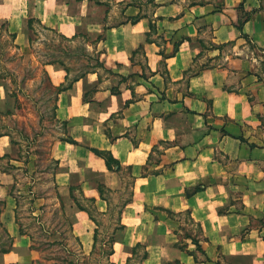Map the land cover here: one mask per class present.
Segmentation results:
<instances>
[{
	"label": "crops",
	"instance_id": "1",
	"mask_svg": "<svg viewBox=\"0 0 264 264\" xmlns=\"http://www.w3.org/2000/svg\"><path fill=\"white\" fill-rule=\"evenodd\" d=\"M29 19L71 44L87 39L86 51L98 55L80 74L43 65L51 84L64 87L55 98L64 128L51 149L53 207L79 252L93 254L99 220H108L112 264H126L138 245L141 264H264L259 0H0V21L18 51L30 46ZM7 99L12 108L0 84V116ZM0 134V228L10 241L0 264H35L20 199L29 198L39 225L50 206L35 189L48 185L35 178L32 157L21 158L13 138ZM94 150L120 169H107ZM181 212L197 227L204 255L190 249L191 237L187 248L175 244L182 222L163 213Z\"/></svg>",
	"mask_w": 264,
	"mask_h": 264
},
{
	"label": "rangeland",
	"instance_id": "2",
	"mask_svg": "<svg viewBox=\"0 0 264 264\" xmlns=\"http://www.w3.org/2000/svg\"><path fill=\"white\" fill-rule=\"evenodd\" d=\"M259 6L264 10V0H259ZM30 28L31 43L22 52L14 48L9 34L5 31V23L0 21V84L14 99L12 108L9 100H5V109L0 116V132L8 133L13 138L14 150L21 158L29 155L32 157L37 173L35 178H42L44 185H48L35 189V196L45 195L49 198L50 207L41 214V224L38 225L30 217V200L25 196L20 199V226L31 237V248L36 252L33 254L35 264H111L106 256L110 247L107 236L115 222L99 220V237L95 251L92 255L84 256L79 252L77 241L70 235L68 221L63 218L58 207H53L56 193L51 184V174L56 165L51 149L55 141L63 138L64 126L55 119L57 86L51 84L43 70L44 64L54 63L58 66L62 63L71 75L80 74L95 66L98 55L94 51H86L84 42L87 39L83 40L82 37L71 44L55 33L44 31L35 21L30 22ZM42 172L44 175H41ZM127 194L126 190L125 198ZM114 203L117 206L120 200H115ZM86 205L91 207L89 201H86ZM116 210L115 207L113 215ZM163 215L182 222L180 239L175 243L178 247L184 249L191 244L184 240L185 236L194 240V236L200 237L197 227L189 222L186 212ZM192 244L190 249L201 254L197 246ZM9 248L10 241L0 228V254L8 252ZM142 255L140 247L128 258L126 264H141ZM233 262L239 264L240 260L234 259Z\"/></svg>",
	"mask_w": 264,
	"mask_h": 264
},
{
	"label": "trees",
	"instance_id": "3",
	"mask_svg": "<svg viewBox=\"0 0 264 264\" xmlns=\"http://www.w3.org/2000/svg\"><path fill=\"white\" fill-rule=\"evenodd\" d=\"M32 21H34V20H32V19H29V20H28V28H29L30 30H32V29L30 28V22H32ZM36 23H37V22H36ZM9 37H10L11 40L13 41V39L15 38V35H13V34H9ZM60 38H61V37H60ZM62 39H64V38H62ZM64 40L68 41V39H64ZM47 64H53V63H47ZM44 65H46V64H44ZM61 65L64 66L62 63H61ZM65 71H68V69H66V67H65ZM63 89H64V87H61V86H60V87H57V88L55 89V90H56L55 95H57L58 93H60ZM55 98H56V97H55ZM0 136H1V134H0ZM93 152H95L96 155H98V156H100L101 158L104 159L107 169H109V170H115V171H118V170L120 169V165H119V163H118L115 159H113V158H112L107 152L96 151V150H94ZM198 190H200L199 187L194 188V189H193V192H196V191H198ZM99 193H100L101 196H104V194H105V191H104V189H103L101 186H99ZM188 193H189V192H187V194H188ZM79 206H80V205H79ZM79 208L83 209L82 206L79 207ZM86 210H87V209H86ZM87 212L89 213L90 218L94 220V218L92 217L91 212H90L89 210H87ZM95 232H96V231H95ZM113 241H114L113 239H109V241H108L110 247H109V251H108V253H107V255H106L107 258H109V256H110L111 254H113V247H112ZM96 242H97V237H96V233H95L94 246L96 245ZM192 242L197 246V249L199 250V252H200L201 254L204 255V251L201 249L200 245L198 244L199 242H198L197 240H194V239H192ZM140 247H141V246L138 245V246H136L135 248H133V249H132V254H134V253L137 251V249L140 248ZM193 255H194L195 258H196L195 253H193ZM145 257H146V255H145V253H143L141 259H142V258H145ZM111 264H112V263H111Z\"/></svg>",
	"mask_w": 264,
	"mask_h": 264
}]
</instances>
